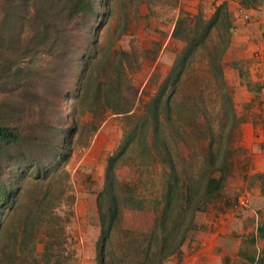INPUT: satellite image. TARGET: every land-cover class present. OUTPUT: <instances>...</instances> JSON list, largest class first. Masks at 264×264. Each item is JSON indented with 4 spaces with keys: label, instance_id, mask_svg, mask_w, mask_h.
<instances>
[{
    "label": "trees",
    "instance_id": "trees-1",
    "mask_svg": "<svg viewBox=\"0 0 264 264\" xmlns=\"http://www.w3.org/2000/svg\"><path fill=\"white\" fill-rule=\"evenodd\" d=\"M240 2L256 7L263 0ZM123 12L103 43L112 0H0V85L12 89L0 92V154L19 152L0 156V251L11 247L0 264H24L30 256L32 264H70V215L58 210L69 176L65 165L84 130L88 144L110 107L124 116V130L96 196V264H163L190 239L208 195L227 184L243 122L228 66L238 70L252 100L263 89L246 56L234 55V48V56L229 53L236 29L229 1L215 3L210 14L203 8L180 13L172 36L184 45L144 102L131 78L136 61L117 44L128 25ZM43 53L55 57L46 75L22 64ZM68 64L76 69L69 89L61 83ZM201 139L208 140L204 155L182 153L181 143ZM35 147L51 155H32ZM122 165L131 167L134 179L120 178ZM126 207L154 211L152 227L125 226ZM258 231L264 234V225Z\"/></svg>",
    "mask_w": 264,
    "mask_h": 264
},
{
    "label": "rangeland",
    "instance_id": "rangeland-1",
    "mask_svg": "<svg viewBox=\"0 0 264 264\" xmlns=\"http://www.w3.org/2000/svg\"><path fill=\"white\" fill-rule=\"evenodd\" d=\"M112 3L114 14L103 27L100 39L103 43L107 42L111 30L122 22L123 11H127V29L117 44L129 51L133 61H136L131 78L139 89L141 101H147L169 71L176 52L184 45L183 40L169 34L172 27L174 29L176 19L182 11L195 12H192L186 0H112ZM209 3L199 5V9L204 8L205 13H212L214 6L211 4L209 7ZM260 5L264 10V0ZM240 17V14L234 16L237 19L234 55L242 52L241 48L245 49L246 52L242 53L247 55V69L256 85L263 83V89L260 96L252 100V94L246 83L241 81L238 70L228 66V79L237 90V109L243 118L236 137L234 164L225 188L208 195V207L198 212L197 228L191 230L190 239L182 251L170 255L163 264H264V234L258 231V227L264 225V64H259L264 61V20L259 22ZM231 55L234 56L233 53ZM54 60L53 55L43 53L36 59L24 60L22 64L34 65L35 73L44 76ZM75 73L72 64L64 69L61 83L67 89L72 88ZM3 85H0V92L12 90L10 84ZM91 117V114H87L81 119L85 128ZM247 121L253 124L249 139L242 132L243 128L246 129ZM123 130L124 116L108 108L89 143L84 144L89 128L74 143L71 157L65 165L69 176L65 180V195L58 210L63 216L70 215L65 246V256L70 264H96L95 240L99 234L96 196L104 183L108 156L118 145ZM207 146L208 140L201 139L195 140L192 145L181 143V150L184 155H204ZM32 155L51 153L35 147ZM0 156H19V152L13 149L7 155ZM118 174L123 180L135 178L128 165L119 167ZM59 180L62 181V175ZM246 192L252 202L249 206L241 207L237 201ZM154 219L155 212L152 210L125 209V226L147 230L152 227ZM44 246V242H39L38 252H43ZM10 248L2 247L0 256L9 258ZM32 261L30 256L24 264H32Z\"/></svg>",
    "mask_w": 264,
    "mask_h": 264
},
{
    "label": "crops",
    "instance_id": "crops-1",
    "mask_svg": "<svg viewBox=\"0 0 264 264\" xmlns=\"http://www.w3.org/2000/svg\"><path fill=\"white\" fill-rule=\"evenodd\" d=\"M186 1L188 2L189 7L192 10V12H196L197 10H199V5H201L203 3L210 2L209 3V7H210L211 4H213V6H214L215 3L220 2L222 0H186ZM228 1H229L230 9L232 10L234 16H235V14H240L241 15V17L239 19H245V20L249 19L251 21H259V22L261 20H264V10L260 8L262 5H260L258 7H249L247 10H245V9H241L240 8V6H241L240 0H228ZM211 10L213 11L212 8H211ZM246 14L250 15V18H245ZM236 21H237V19L235 18V22ZM172 30H173V27H172L171 31L169 32L170 35L172 34ZM234 46H236V43H235V40L233 39V43L231 45V48L229 49V53L230 54H232V49L234 48ZM240 51L246 52L244 48H241ZM242 52H238L239 53L238 55L247 56L246 54H244ZM259 64L263 65L264 61L260 62ZM237 96H238V93H237V90H236V94H235L236 100H237ZM244 123H243L242 127H244ZM245 124H246V127H245L246 129L244 130V128H243L242 132H243V135L245 136V138L249 139L250 137H252L253 124L251 122H249V121H247ZM256 158H257V162H258L259 161V157L257 156Z\"/></svg>",
    "mask_w": 264,
    "mask_h": 264
},
{
    "label": "built area",
    "instance_id": "built-area-1",
    "mask_svg": "<svg viewBox=\"0 0 264 264\" xmlns=\"http://www.w3.org/2000/svg\"><path fill=\"white\" fill-rule=\"evenodd\" d=\"M240 8L247 10L249 7H244L241 5ZM245 18H250V15L246 14ZM251 202H252V199H251L250 195L248 194V192H246V193L239 196L237 204L239 206L243 207V206H249L251 204Z\"/></svg>",
    "mask_w": 264,
    "mask_h": 264
}]
</instances>
